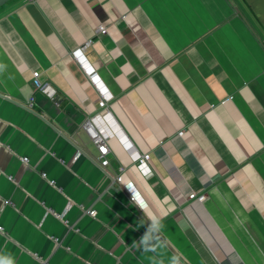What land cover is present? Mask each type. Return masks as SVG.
<instances>
[{
    "label": "crops",
    "instance_id": "1",
    "mask_svg": "<svg viewBox=\"0 0 264 264\" xmlns=\"http://www.w3.org/2000/svg\"><path fill=\"white\" fill-rule=\"evenodd\" d=\"M251 19L243 0L1 7L0 264H264V31ZM86 42L119 135L102 163L82 123L104 112L72 55ZM131 152L149 154L150 174Z\"/></svg>",
    "mask_w": 264,
    "mask_h": 264
},
{
    "label": "built area",
    "instance_id": "2",
    "mask_svg": "<svg viewBox=\"0 0 264 264\" xmlns=\"http://www.w3.org/2000/svg\"><path fill=\"white\" fill-rule=\"evenodd\" d=\"M96 32L104 34L106 32L104 26H98L96 29ZM89 42H86V44L80 48H77L72 52L73 57L77 60V62L81 65V68L84 70L85 74L88 76L90 81L93 83L95 88L98 91L99 94V101H98V108L101 109V112L103 111L104 114L98 113L94 114L93 116L86 118L84 122L82 123V127L89 136L90 140L92 143L95 145L96 150H97V156L96 159L100 163H102L106 156L109 153V147H108V142L111 138H113L115 135L119 136L116 131H112L106 127V123L111 124L112 120L109 119V114L106 112L107 111V104L111 100V95L102 87V84L97 82L95 79L96 74L94 70H90L87 67V62L85 61V54L84 51L86 47L88 46ZM38 72H33L32 77H33V83L35 86L39 87L40 83L38 81ZM179 136L182 135L180 132L178 134ZM127 147V146H125ZM129 151V148H126ZM131 159L133 163L135 164L136 169L143 175L147 176L150 174V168L148 166V159H149V154H136L131 152ZM21 161L23 163H27L26 158H21ZM44 177V175H42ZM122 178L117 177L116 178V183L121 185V188L125 192H127L129 196V200L133 203H136L139 209H144L146 207V204H144L136 195L135 191L133 190V187L131 184H122L121 183ZM187 199L196 201L198 203H202L205 199L206 196L204 194H199L197 195L195 192H190L187 195ZM85 214L89 215L90 217H95L96 211L92 209H86L84 210ZM55 218L57 219H62L63 215L62 214H57L55 212H50ZM0 234H5L3 228L0 226Z\"/></svg>",
    "mask_w": 264,
    "mask_h": 264
},
{
    "label": "rangeland",
    "instance_id": "3",
    "mask_svg": "<svg viewBox=\"0 0 264 264\" xmlns=\"http://www.w3.org/2000/svg\"><path fill=\"white\" fill-rule=\"evenodd\" d=\"M246 3V10L251 16L255 27L258 26L260 30L264 31V0H243Z\"/></svg>",
    "mask_w": 264,
    "mask_h": 264
},
{
    "label": "water",
    "instance_id": "4",
    "mask_svg": "<svg viewBox=\"0 0 264 264\" xmlns=\"http://www.w3.org/2000/svg\"><path fill=\"white\" fill-rule=\"evenodd\" d=\"M11 0H0V8L9 3Z\"/></svg>",
    "mask_w": 264,
    "mask_h": 264
}]
</instances>
